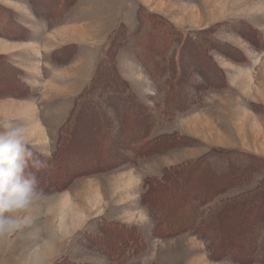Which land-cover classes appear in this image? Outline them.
Segmentation results:
<instances>
[{
  "label": "rangeland",
  "instance_id": "1",
  "mask_svg": "<svg viewBox=\"0 0 264 264\" xmlns=\"http://www.w3.org/2000/svg\"><path fill=\"white\" fill-rule=\"evenodd\" d=\"M144 1L151 2L154 10ZM144 1L0 0V124L12 122L24 127L34 150L44 159L52 157L61 127L90 83L108 38L119 24L129 31L139 28L138 33L128 35L118 65L141 102L155 113L157 123L151 135L179 131L191 138L184 147H165L162 152L134 159L128 155L123 165L76 176L78 165L89 167L121 158L130 136H140L144 126L143 115L124 109L122 103L93 108L80 102L75 117H70L75 144L69 154L75 156L81 150L76 157L78 164L73 161L75 166L66 164L58 167L59 174L48 175L55 179L53 184L69 171L76 177L62 190H43L27 225L0 233V264H110L95 239L101 218L135 225L143 233L146 249L125 264H236L228 259L212 260L205 242L195 235L155 237L140 197L144 178L158 174L163 166L198 158L215 147L243 148L264 156V0ZM152 23L157 25L153 30L157 34L170 24H177L185 32L212 27V34H204L207 40L213 36L227 41L242 49L248 60L237 62L227 57L224 53H235L224 44L217 50L207 46L228 74V84L198 94L190 103L195 106L176 112L171 121H166L160 116V108L168 76L160 73L152 77L146 69L150 63L145 67L134 56L135 43L149 38ZM184 53L192 51L189 48ZM194 61L188 59L185 70L194 67ZM98 97L94 100L99 103ZM190 97L189 88L183 91L181 100ZM118 115L127 123L125 128L121 125V132L116 131L120 127ZM98 122L107 125L103 129L106 154L92 152L99 138ZM108 125L116 128L109 130ZM218 166L223 171L228 168ZM47 170L38 173L44 189L51 184L45 181ZM244 224L238 214L226 226L236 233ZM87 232L93 235L87 238Z\"/></svg>",
  "mask_w": 264,
  "mask_h": 264
},
{
  "label": "trees",
  "instance_id": "2",
  "mask_svg": "<svg viewBox=\"0 0 264 264\" xmlns=\"http://www.w3.org/2000/svg\"><path fill=\"white\" fill-rule=\"evenodd\" d=\"M154 24H151L153 29H150L148 39L136 41L134 56L144 66L150 63L146 69L152 77L160 73L168 76V89L160 108V116L166 121H171L176 112L186 111L195 106L190 103L198 94L218 90L228 84L225 69L215 56L208 52L207 46L217 50L218 45L224 44L235 53L230 54L231 56L225 53L224 55L237 62L248 60L242 49L227 41H221L213 36L209 39L211 42L207 40L204 34H212V27L185 32L178 25L170 24L167 28L161 29L162 34H157L158 31H153L157 26ZM250 29L256 30L254 27ZM138 31L139 28L129 31L127 27L119 24L108 38L104 55L97 64L90 83L79 98L76 97L78 99L75 108L73 107L70 112L68 122L59 131L58 146L48 160L49 170L45 171L46 177L50 174H59L58 167L62 168L66 164L75 166L74 162L78 164L76 159L80 157L81 150L74 151L75 156L69 153L75 144L70 135L75 129L71 118L75 117L76 105L80 102L89 103L93 108L108 105L112 107L113 103L115 106L122 103L124 109L135 110L143 115L144 126L140 136H130L124 148L126 153L121 158L89 167L78 165L76 176L103 172L123 165L128 161V155L134 159L162 152L166 150L165 147L169 149L188 145L186 141L191 138L183 132H161L151 135L157 123L155 113L141 102L131 83L119 70V52L126 47L128 35ZM187 47L192 54L184 53L188 50ZM191 58L195 59L194 67L185 70V62ZM18 78L17 76L16 80L20 82ZM189 88L193 97L182 102L183 91ZM96 95L99 96V103L94 100ZM103 99L107 101L104 103ZM114 109L119 112L117 108ZM100 112L106 116L105 112L102 110ZM118 116L121 117L118 121L120 127L116 131L121 132L123 128L121 125L125 128L127 123L122 116ZM106 126L104 122L97 123L99 138L92 152L100 150L107 153L108 147L103 140L105 134L103 129H106ZM112 126L108 125L109 130L116 128ZM36 154L44 159L37 152ZM218 165H226L228 168L223 171ZM72 173L66 172L62 176L63 179L56 180L58 182L54 184L55 179L48 177L45 181L51 184L45 189L40 187L41 190L48 192L53 188L59 190L66 188L76 177L75 173ZM261 174H264V156L243 148L215 147L198 158L163 166L158 174L144 178L140 203L147 209L152 220V233L155 237L173 238L188 233L205 242L212 260L228 259L236 264H264V175L256 179L257 175ZM238 214L245 224L238 226L236 233L231 232L226 224L232 216ZM88 234L93 235L87 232L85 233L87 238L90 237ZM236 236L240 238L239 242H236ZM95 239L101 245L98 246L101 248L99 252L110 264L127 263L141 254L147 244L137 226L105 218H101L98 223ZM91 241L93 242V238Z\"/></svg>",
  "mask_w": 264,
  "mask_h": 264
},
{
  "label": "clouds",
  "instance_id": "3",
  "mask_svg": "<svg viewBox=\"0 0 264 264\" xmlns=\"http://www.w3.org/2000/svg\"><path fill=\"white\" fill-rule=\"evenodd\" d=\"M48 167V161L37 156L24 127L0 124V233L29 223V213L42 194L38 173Z\"/></svg>",
  "mask_w": 264,
  "mask_h": 264
},
{
  "label": "crops",
  "instance_id": "4",
  "mask_svg": "<svg viewBox=\"0 0 264 264\" xmlns=\"http://www.w3.org/2000/svg\"><path fill=\"white\" fill-rule=\"evenodd\" d=\"M139 1H144V0H139ZM145 2V1H144ZM146 3V2H145ZM146 4H148L149 5V8L151 9V10H154V7L152 6V4H151V2L150 3H146ZM177 25V24H176ZM135 66H137L138 67V64H136ZM222 66V65H221ZM223 67V66H222ZM224 68V67H223ZM143 75H145V74H143ZM228 75V74H227ZM126 76V75H125ZM134 83H136L135 81H134Z\"/></svg>",
  "mask_w": 264,
  "mask_h": 264
},
{
  "label": "bare ground",
  "instance_id": "5",
  "mask_svg": "<svg viewBox=\"0 0 264 264\" xmlns=\"http://www.w3.org/2000/svg\"><path fill=\"white\" fill-rule=\"evenodd\" d=\"M44 245V244H43ZM32 247V246H31ZM45 249V248H44ZM47 249V248H46ZM39 250H40V248H39ZM42 251V250H41ZM47 251V250H46ZM44 253H46L45 251H44Z\"/></svg>",
  "mask_w": 264,
  "mask_h": 264
}]
</instances>
